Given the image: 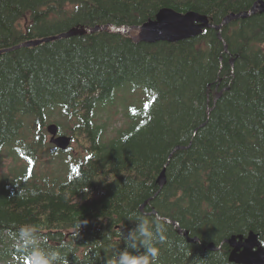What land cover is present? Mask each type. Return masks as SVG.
<instances>
[{"label": "trees", "instance_id": "trees-1", "mask_svg": "<svg viewBox=\"0 0 264 264\" xmlns=\"http://www.w3.org/2000/svg\"><path fill=\"white\" fill-rule=\"evenodd\" d=\"M258 1L0 0V50L72 27L141 26L165 7L213 25L178 42L99 30L0 54V259L138 255L124 238L140 214L163 220L157 264H236L235 235L264 246V12L214 27ZM52 118L83 151L47 140Z\"/></svg>", "mask_w": 264, "mask_h": 264}, {"label": "water", "instance_id": "water-1", "mask_svg": "<svg viewBox=\"0 0 264 264\" xmlns=\"http://www.w3.org/2000/svg\"><path fill=\"white\" fill-rule=\"evenodd\" d=\"M257 11L264 12V0H259L249 12L232 14L224 20L220 25L214 26L217 30H221L222 27L240 17L248 16ZM213 25L207 16L196 12L189 11L186 13L179 12L173 8H162L156 15V18L145 22L141 26L135 27H115L113 25L96 26L94 28L84 27H72L68 31H64L58 35H52L35 39L31 41L23 42L10 49L0 50V54L10 50H14L21 47L36 46L45 42L55 41L62 38H69L78 35H85L93 33L99 30H109L113 32L129 33L133 30H140V34L135 36L136 40H140L147 43L157 42H178L186 39H191L200 36L203 31ZM135 28V29H131ZM49 133L52 135L51 142L62 150H67L71 143L72 137L67 135H60L59 126L56 123H50L47 126ZM167 176L164 169L161 173L158 181L160 185L166 183ZM188 241L196 243L198 238L189 237L188 232L185 233ZM233 248L230 254V261L236 264H264V246L262 245L259 237L255 233H251L248 236L235 235L229 238L227 241ZM219 247L215 243H210L208 246H204V249L216 250Z\"/></svg>", "mask_w": 264, "mask_h": 264}, {"label": "clouds", "instance_id": "clouds-1", "mask_svg": "<svg viewBox=\"0 0 264 264\" xmlns=\"http://www.w3.org/2000/svg\"><path fill=\"white\" fill-rule=\"evenodd\" d=\"M129 219L136 221L137 227L124 239L129 243L130 247L135 249L143 248L144 251L138 255L124 251L118 254V257H113L109 260V264H157L159 249L154 244L157 241L163 243L165 240L162 218L157 216L150 220L144 214H140L138 216H130ZM56 258V255L51 257L41 255L39 257L43 264H51V261ZM34 264H37V259H34ZM62 264H69L67 257L62 260Z\"/></svg>", "mask_w": 264, "mask_h": 264}, {"label": "rangeland", "instance_id": "rangeland-1", "mask_svg": "<svg viewBox=\"0 0 264 264\" xmlns=\"http://www.w3.org/2000/svg\"><path fill=\"white\" fill-rule=\"evenodd\" d=\"M131 29H135V28H131ZM129 34L133 35L134 37L135 36H138L140 34V30L138 29V30L130 31ZM125 91L126 90H123L122 91V95L124 94ZM141 92H142L141 90L137 91V93H135L133 91L132 92L131 91L129 92L130 94H128V98L131 97L133 104H137L138 105L142 100H144V99L147 98V95L145 93L143 94ZM105 112L106 111H104V113L102 112L103 115L105 114ZM119 113H120V115H118V117L116 118V123H115V126L116 127H121V126L124 125V119L121 116V112L120 111H119ZM58 121H61V119H59V118L58 119L52 118L51 121L49 123H47V124L56 123L58 125ZM60 135H67V136L72 137V139L74 141H73L72 145H70V147H72L73 149L77 150L78 153L80 151H83L84 150L83 147H82L83 141L75 140L73 138V134H71L68 130H64V129L61 128L60 129ZM50 138H51V134L48 132L47 140L51 143V141H50L51 139ZM46 154H47L46 152H43V156H46ZM13 160H14L13 158H7L5 160V166H4V170L5 171H8L9 167L13 164ZM46 161H48V157L44 158V160L42 161V165H41V168H40L39 171H42L43 169H45V167H46V164H45ZM66 239H68V237ZM16 245H19V244H16ZM0 264H18V263L16 262V260L14 258H11V259H0Z\"/></svg>", "mask_w": 264, "mask_h": 264}, {"label": "flooded vegetation", "instance_id": "flooded-vegetation-1", "mask_svg": "<svg viewBox=\"0 0 264 264\" xmlns=\"http://www.w3.org/2000/svg\"><path fill=\"white\" fill-rule=\"evenodd\" d=\"M227 243V242H226ZM223 245H224V243H222V245L219 247L220 249L223 247ZM230 246V245H229ZM232 247L230 246L229 247V254H228V257H229V259H230V254H231V251H232Z\"/></svg>", "mask_w": 264, "mask_h": 264}, {"label": "bare ground", "instance_id": "bare-ground-1", "mask_svg": "<svg viewBox=\"0 0 264 264\" xmlns=\"http://www.w3.org/2000/svg\"><path fill=\"white\" fill-rule=\"evenodd\" d=\"M256 4V3H255ZM251 11V10H250ZM223 23V22H222Z\"/></svg>", "mask_w": 264, "mask_h": 264}]
</instances>
